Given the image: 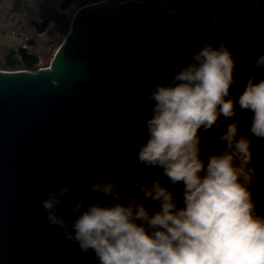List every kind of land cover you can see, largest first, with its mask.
I'll use <instances>...</instances> for the list:
<instances>
[{"label": "water", "instance_id": "obj_1", "mask_svg": "<svg viewBox=\"0 0 264 264\" xmlns=\"http://www.w3.org/2000/svg\"><path fill=\"white\" fill-rule=\"evenodd\" d=\"M206 43L226 44L237 61L230 91L238 99L249 77L264 79V70L252 67L264 52V0H231L219 16L207 3L163 17L135 0L91 4L77 12L49 67L0 71V264H97L48 223L42 202L69 187L58 215L73 220L69 205L95 202L90 185L108 180L139 199L135 186L158 171L130 164L152 111L145 97L154 85L169 84ZM238 116L255 149L258 140L243 123L251 113ZM201 135L206 161L224 144L215 127ZM253 159L264 172V156ZM181 188L170 190L178 196ZM146 203L150 211L159 207ZM257 211L264 215V203Z\"/></svg>", "mask_w": 264, "mask_h": 264}, {"label": "clouds", "instance_id": "obj_2", "mask_svg": "<svg viewBox=\"0 0 264 264\" xmlns=\"http://www.w3.org/2000/svg\"><path fill=\"white\" fill-rule=\"evenodd\" d=\"M236 67L226 44L198 46L169 84L145 97L152 111L130 164L158 171L135 186L139 199L114 180L93 182L98 199L70 204L75 219L68 220L58 215L70 191L62 187L42 202L48 223L97 264H264V215L257 211L264 172L253 159L264 156V79L249 77L234 98ZM252 67L264 70V52ZM238 111L251 113L243 123L258 140L255 149L241 134ZM214 127L224 146L205 161L201 133ZM181 185L178 196L170 190ZM148 201L158 209L150 211Z\"/></svg>", "mask_w": 264, "mask_h": 264}, {"label": "flooded vegetation", "instance_id": "obj_3", "mask_svg": "<svg viewBox=\"0 0 264 264\" xmlns=\"http://www.w3.org/2000/svg\"><path fill=\"white\" fill-rule=\"evenodd\" d=\"M103 1L119 4L116 0H0V71L37 72L49 67L77 12ZM229 1L203 3L218 16Z\"/></svg>", "mask_w": 264, "mask_h": 264}, {"label": "rangeland", "instance_id": "obj_4", "mask_svg": "<svg viewBox=\"0 0 264 264\" xmlns=\"http://www.w3.org/2000/svg\"><path fill=\"white\" fill-rule=\"evenodd\" d=\"M116 1H118V0H116ZM126 1H129V0H126ZM135 1H139V2H143V3H145L146 5H148L149 7H151V6H153L154 8H152V9H154V10H156V11H158V13H159V15H160V17H163V16H165L168 12H170V11H180V12H187L191 7H193V6H198V5H205L206 3H203L204 1H206V0H199V1H201V3L199 2V3H197V5H194V4H192L193 6H188L187 8L185 7V9H187L186 11H183V10H181V8L180 9H178L179 7H181V5H182V0H135ZM203 1V2H202ZM208 1H210V0H208ZM231 1V0H230ZM229 1V2H230ZM123 2H125V1H123ZM171 2H173V3H171ZM122 3V2H121ZM179 3V4H178ZM181 3V4H180ZM171 4H174V6H171ZM178 7V8H177ZM228 7V6H227ZM226 7V8H227ZM208 8H209V6H208ZM225 8V9H226ZM160 9L162 10V11H164L163 13H161L160 12ZM210 9V8H209ZM224 9V10H225ZM223 10V11H224ZM222 11V12H223ZM221 12V13H222ZM220 13V14H221ZM219 14V15H220ZM218 15V16H219ZM213 33L212 32H210V35H212Z\"/></svg>", "mask_w": 264, "mask_h": 264}, {"label": "trees", "instance_id": "obj_5", "mask_svg": "<svg viewBox=\"0 0 264 264\" xmlns=\"http://www.w3.org/2000/svg\"><path fill=\"white\" fill-rule=\"evenodd\" d=\"M123 1H126V0H118L117 1V3H120V2H123ZM204 1V0H203ZM202 1V2H203ZM116 2V1H115ZM201 3V1H199V0H182V5H181V7H179V8H183V9H185V7L187 8L189 5H192V4H197V3ZM171 3H173V2H171ZM180 3V4H181ZM179 4V3H178ZM171 6H174V4H171ZM178 8V7H177ZM160 12L161 13H163L164 11H162L161 9H160Z\"/></svg>", "mask_w": 264, "mask_h": 264}, {"label": "bare ground", "instance_id": "obj_6", "mask_svg": "<svg viewBox=\"0 0 264 264\" xmlns=\"http://www.w3.org/2000/svg\"><path fill=\"white\" fill-rule=\"evenodd\" d=\"M213 35V34H212Z\"/></svg>", "mask_w": 264, "mask_h": 264}]
</instances>
